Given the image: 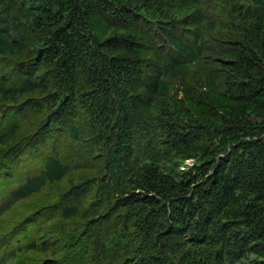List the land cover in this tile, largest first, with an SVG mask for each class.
I'll return each instance as SVG.
<instances>
[{"label":"trees","instance_id":"trees-1","mask_svg":"<svg viewBox=\"0 0 264 264\" xmlns=\"http://www.w3.org/2000/svg\"><path fill=\"white\" fill-rule=\"evenodd\" d=\"M0 264H264V0H0Z\"/></svg>","mask_w":264,"mask_h":264},{"label":"bare ground","instance_id":"bare-ground-1","mask_svg":"<svg viewBox=\"0 0 264 264\" xmlns=\"http://www.w3.org/2000/svg\"><path fill=\"white\" fill-rule=\"evenodd\" d=\"M11 153H12V151H11ZM11 153H10V154H11ZM10 154H9V155H10ZM12 157H13V156H12ZM13 158H14V157H13Z\"/></svg>","mask_w":264,"mask_h":264}]
</instances>
